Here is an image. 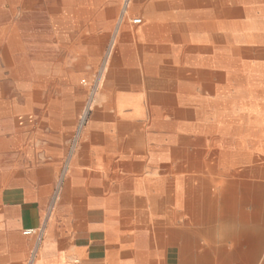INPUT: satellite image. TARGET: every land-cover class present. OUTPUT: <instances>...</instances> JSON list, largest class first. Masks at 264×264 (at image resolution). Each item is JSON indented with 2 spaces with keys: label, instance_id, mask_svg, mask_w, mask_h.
I'll return each mask as SVG.
<instances>
[{
  "label": "rangeland",
  "instance_id": "obj_1",
  "mask_svg": "<svg viewBox=\"0 0 264 264\" xmlns=\"http://www.w3.org/2000/svg\"><path fill=\"white\" fill-rule=\"evenodd\" d=\"M9 4L18 10L8 14L9 45L15 36L20 43L17 48L14 42L10 45L15 52L8 56L6 79H0V107H39L34 124L40 127L32 131L41 138L51 131L43 127L44 120L54 115L45 107H67L65 114L75 121L71 148L88 135L91 120L119 121L113 140L103 144L116 157L114 167L109 166L115 188L117 174L124 172L118 164L127 154L135 158L127 169L133 186L137 179L140 186H155L162 179L173 186V179L184 173L177 169L181 160L170 156L171 140L200 136L195 133L207 128L217 132L234 126L230 135L243 143L240 149L235 144L229 147L233 169H246L253 166V157H264V123L247 119L264 114V0H9ZM227 9L234 17L224 16ZM101 11L107 38L96 59L95 51L85 47L88 41L79 26L96 28ZM133 19L142 22L135 26ZM16 20L20 24L13 31ZM153 21L170 25L173 31L147 42L138 33ZM125 30L128 36L123 39L119 33ZM123 42L130 45L129 56L117 71L113 59ZM122 127L127 131H120ZM211 133L203 158L212 159L222 172L220 157L227 155V147ZM147 195L143 190L134 193L132 206L120 210V231L133 236L125 241L128 244L135 246L138 237L144 239L140 248L134 247L137 264H177L176 249L166 251L151 233L152 227L166 225L170 210L150 202Z\"/></svg>",
  "mask_w": 264,
  "mask_h": 264
},
{
  "label": "crops",
  "instance_id": "obj_2",
  "mask_svg": "<svg viewBox=\"0 0 264 264\" xmlns=\"http://www.w3.org/2000/svg\"><path fill=\"white\" fill-rule=\"evenodd\" d=\"M13 10L18 13L9 0H0V79H6L8 56L15 52L11 43L16 48L20 43L15 36L9 45L8 14ZM100 15L96 28L79 26L88 41L85 47L95 51L96 59L107 38L102 11ZM154 21L138 33L147 42L173 31ZM17 22L13 31L18 30ZM129 48L118 43L113 59L117 71L127 62ZM38 108L0 107V264H137L139 253L125 242L133 236L120 231L114 204L115 175L109 166L114 167L116 157L103 147L104 140H113L119 121L91 120L88 135L71 148L75 121L65 114L67 107H45L54 115L43 122L51 131L42 138L32 131L40 127L34 124Z\"/></svg>",
  "mask_w": 264,
  "mask_h": 264
},
{
  "label": "bare ground",
  "instance_id": "obj_3",
  "mask_svg": "<svg viewBox=\"0 0 264 264\" xmlns=\"http://www.w3.org/2000/svg\"><path fill=\"white\" fill-rule=\"evenodd\" d=\"M232 12L227 9V17H234ZM120 35L128 36L123 32ZM121 53L126 56V50ZM247 119L264 123V114L249 115ZM231 127L234 128L227 125L217 132L215 127L207 128L195 133L203 135L171 140L170 156L173 161L181 160L177 169L184 173L173 179V186L166 185L164 179L155 186H146L147 182L142 180L145 185L140 186L134 178L133 186L127 170L132 159L130 162L126 155L125 162L118 164L125 172L117 174L114 204L118 206V214L132 206L134 193L139 194L141 190L148 194L150 202L165 205L170 210L166 222L169 225L158 224L151 228V233L161 239L166 251L176 249L177 264H264V157H253V166L246 169H233L229 147L235 144L240 149L243 142L232 138ZM120 131L127 129L122 127ZM211 132L217 133L221 144L227 147V155L220 157L222 172L217 171L212 159L204 161L203 158L206 136ZM192 146L196 148L195 153L189 150ZM167 169L171 171L170 166ZM143 244L144 239L138 237L135 247Z\"/></svg>",
  "mask_w": 264,
  "mask_h": 264
},
{
  "label": "built area",
  "instance_id": "obj_4",
  "mask_svg": "<svg viewBox=\"0 0 264 264\" xmlns=\"http://www.w3.org/2000/svg\"><path fill=\"white\" fill-rule=\"evenodd\" d=\"M141 22H142V21H141L140 19H133V20L131 21V23H132L133 25H135V26L140 25Z\"/></svg>",
  "mask_w": 264,
  "mask_h": 264
}]
</instances>
